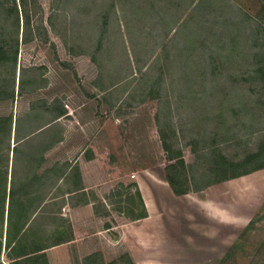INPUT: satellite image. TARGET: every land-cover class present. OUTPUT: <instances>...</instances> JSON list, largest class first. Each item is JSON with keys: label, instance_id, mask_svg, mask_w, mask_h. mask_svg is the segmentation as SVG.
Here are the masks:
<instances>
[{"label": "rangeland", "instance_id": "374dc122", "mask_svg": "<svg viewBox=\"0 0 264 264\" xmlns=\"http://www.w3.org/2000/svg\"><path fill=\"white\" fill-rule=\"evenodd\" d=\"M150 1L28 4L31 35L21 43L20 22L17 61L0 65L1 83L10 82L6 93L14 84L15 94L0 101V117L12 114L10 139L0 134V162L8 160L13 195L18 183L29 189L23 194L52 201L31 214L22 256L6 250L0 264H264V168L213 188L211 201L229 219L226 229L217 223V237L209 244L181 231L176 212L185 208L187 198H164L149 220L150 230L130 223L125 213L126 193L133 197V185L143 177L157 182L175 163L190 179L206 171L212 158L201 154L211 147L226 161L238 160L264 140V88L246 80L256 69L253 54L260 38L251 25H235L243 14L256 13L259 1L221 0L211 13L200 8L183 32L181 21L190 13L186 2L174 8L172 17L138 15L136 10ZM2 18L0 13L2 43L15 45V27ZM127 28L145 38L138 40ZM129 32L133 41L127 39ZM175 32L176 42L192 39L199 52L189 49L192 58L172 57L166 68L167 59L159 53L171 52L175 42L162 49L153 42ZM229 35L238 45L227 57L230 66L224 57L217 59V52L209 56L210 50L198 47L202 43L222 51L219 45L227 46ZM184 62L190 66L182 72ZM159 80L160 88L154 87ZM83 149L85 155L98 153L97 161L72 167V154L77 157ZM69 167L87 171L91 187L72 196L78 207L70 210L62 206L63 184L56 187L54 181ZM117 187L120 200L114 195ZM14 204L7 208L10 219ZM186 249L191 255H185Z\"/></svg>", "mask_w": 264, "mask_h": 264}, {"label": "trees", "instance_id": "16d2710c", "mask_svg": "<svg viewBox=\"0 0 264 264\" xmlns=\"http://www.w3.org/2000/svg\"><path fill=\"white\" fill-rule=\"evenodd\" d=\"M31 1V2H30ZM132 4H134L135 0H132ZM139 3H145V0H136ZM259 1V8L256 10V13H248V14H243L245 18H239V21L235 23V25H240L241 22L245 23L246 25H251L256 32V36L260 38V43L258 47L255 49V53L253 54V58L256 61L255 66L256 69H254V74L249 76L246 80L250 81L252 84H254L256 87L259 88H264V2L262 0ZM37 0H18V3L16 0H0V13H2L4 20L11 21L10 26L15 27V34H16V39H15V45L12 46H7L2 41L5 39L3 35V29L0 28V65L5 63V62H11L13 64L16 63L17 61V49H18V35H19V27H20V22L22 23V39L21 43L26 44L27 38H28V31H30L31 28V13L28 9V4L29 3H36ZM159 2H161V5H159ZM185 2L187 3V8L190 6V8L187 10L190 12L185 19L181 21V27H182V32L184 30V27L188 24H190L192 17L195 14L200 15V8H204L207 10V12H213L215 9L214 7L216 5H220L222 2L221 0H151L149 4L145 7H141L138 10H136L137 14L140 15L143 14V11L146 12L147 14H150L151 16L155 15L156 17L158 15H169L172 17V11L176 7H183L185 5ZM196 2V3H195ZM158 4V5H156ZM133 6V5H132ZM194 8H192V7ZM193 9V10H192ZM199 9V10H198ZM124 14H126L127 9L124 10ZM239 13H241V10H239ZM219 14V12H216V16ZM197 15V16H199ZM225 15V13L220 14V16ZM2 18V19H3ZM158 18V17H157ZM221 18H224L222 16ZM190 19V20H189ZM125 18L123 19L124 22ZM159 20V19H158ZM176 20H172L174 22ZM224 22H227L225 19H223V24ZM176 24V22H175ZM192 24V22H191ZM105 27H103L104 29ZM128 31L132 32L131 34H138L137 32L131 30L130 28H127ZM206 30V27H205ZM257 31H261L257 32ZM127 35V39L133 41V36ZM105 32L100 33L99 39L100 42L103 40V34ZM202 33H205L202 31ZM207 33V32H206ZM222 33H225L222 30ZM142 34V33H141ZM182 34V33H181ZM180 34V35H181ZM193 35V33H191ZM31 35V33H30ZM143 35V34H142ZM224 37L226 34H222ZM138 40L139 39H144V35L141 36L138 34ZM178 33H174L170 38L168 37L167 34L163 36H159L153 43L157 42L159 43V46L162 47L166 45H170L172 42H175L176 47L173 48L171 52H165L162 53L160 52V56H165L167 59V65L166 68L171 65L169 63L170 58L175 57L178 59L179 55L182 56V58H190L191 55L189 54V49H194L198 51L197 45L193 43V40H185V39H179L178 42H176ZM185 37V36H184ZM205 43H207L208 38H204ZM226 42H228V45L226 46L225 44H220V49L222 51H213V46L209 45H203L202 43L198 45V47L203 50V49H208L210 50L211 56L213 52H217V59L220 60L221 58H225L226 65L230 66V62L227 60V57H232L238 50V45L234 43V39L232 36L227 37ZM144 42H149L148 39L144 40ZM140 43V42H138ZM178 46H182L181 48L177 49ZM257 46V45H256ZM98 51L100 48L98 47ZM127 50V49H126ZM199 52V51H198ZM222 52H225L227 55H223ZM201 53V52H200ZM203 54V53H202ZM192 58V57H191ZM223 64V66L225 65ZM183 67H181L182 72H184L187 68H189L188 62H184V64H181ZM215 69V68H214ZM215 73V72H214ZM10 82L5 80L1 83L0 81V101L1 100H6L8 98L13 99L14 98V84H12V89L10 90V93H6L7 89L9 88ZM154 87L160 88V80L159 82H155ZM11 125H12V114L8 115L7 117H0V134L8 137L10 139V133H11ZM264 137V135H263ZM206 150V149H203ZM210 153V154H209ZM209 153H203L201 156L203 158L206 157V155L209 156V158H212V161L208 163V167L206 168V171H199L198 174H194L191 176L189 179L188 176L185 174V172L181 171V167L178 164L172 163L168 165L164 169L165 173V178L167 180V184L169 185L172 193L175 196H183L185 194H188L190 192L196 193V194H201L207 187L219 184L228 180L236 179L248 174H251L259 169L264 168V140L260 143V146L255 152H250L247 155H245L243 158L238 159V160H229L226 161L222 159L218 155V150H216L215 147H211ZM5 166V167H4ZM3 169V170H2ZM8 160L6 161V164L4 165L3 163L1 164L0 162V207L2 210H0V221L3 220L4 218V210H5V197L6 194H8L9 197V208L11 207V201H12V189H13V179H10V182H8ZM9 184V191H7V186ZM134 189V196L131 197L126 193L125 201H127V207L125 208V213L130 218L131 221H138L141 219H144L147 217L146 210L143 205V201L141 199V195L139 193V190L137 186L133 185ZM15 189V186H14ZM114 195L120 200L121 196L123 195L122 189H118ZM136 201V204H135ZM118 203L120 201H117ZM23 219L27 220L28 218V210L27 207L24 208L23 210ZM7 215L10 217V213L8 211ZM108 228V227H107ZM92 257H88L90 259ZM85 264H87L85 260Z\"/></svg>", "mask_w": 264, "mask_h": 264}, {"label": "crops", "instance_id": "0c3cea01", "mask_svg": "<svg viewBox=\"0 0 264 264\" xmlns=\"http://www.w3.org/2000/svg\"><path fill=\"white\" fill-rule=\"evenodd\" d=\"M86 149H83L79 151L77 157L75 158L72 154V167L74 164H76L78 167L81 164H85L84 167H86L89 163H94L97 161V159L93 158L94 156H97L98 153H88L89 155H85ZM72 167H69L68 169H65L66 174L60 175L55 178V186H61L63 184L62 191L64 192V198L65 201L62 204L63 207H67V209L76 208L78 207V204L73 203L72 200L75 194H81V192H86L89 188H91L86 181L87 179V171H83L82 169L76 167L74 170ZM87 168V167H86ZM92 169H95L92 167ZM12 178L11 175L8 173V181ZM243 177V176H242ZM141 183L136 182V186L139 190V193L141 195V199L143 201L144 208L146 210L147 217L138 221H131L130 223H136L139 226H143L144 228H148V230L151 229V224L149 223L150 219L155 215V210L157 207L162 205V202L164 198L171 199L172 202H174L178 198H187L188 202L185 205V208L181 209L179 212H176L177 216L180 217V222L183 224V228L181 229L182 232H185L189 235L196 234L199 237L204 238L208 244L213 242L214 239H216V225L217 223L220 225H223L222 228L226 229L225 226H227V222L229 219V216L227 213H221L218 210H216L217 207H215L213 201H211L212 197V190L215 187L223 185L225 182L215 184L212 186L207 187L201 194H203V197H200V194L196 193H188L183 196H175L169 185L167 184L164 174L159 176L157 182L153 181L151 178H147L146 176L142 178ZM78 183L75 186L70 187L73 183ZM70 183V184H69ZM55 188V187H54ZM62 188V187H61ZM119 188V187H117ZM9 189V184H8ZM7 189V190H8ZM16 191L14 192V195L12 196V201H14V205L16 207V212L12 215V218L7 215V208L9 209V197L8 194H6L5 197V210H4V218L0 221V256L1 254L5 253L7 250L15 249L16 255L22 256L23 254V239L25 234H27V228L28 224L30 223L31 214L36 216L38 214L39 209H41L42 206H44L47 202H51L52 200H41L40 197H38L37 193L31 194L29 197L28 195L23 194V192H28L25 187H18L15 184ZM31 191V190H30ZM34 192V191H32ZM198 195V196H197ZM192 198H189L191 197ZM67 197H71V199H67ZM54 200V199H53ZM85 201V204H87V201ZM88 203H90L88 201ZM30 209L35 208L36 212L33 213L35 210H28V218L27 220L23 219V209L26 207H29ZM33 211V212H31ZM228 216V218H227ZM68 222L72 223V216L67 215ZM204 223L207 224V226L199 228L195 226L189 227V223ZM186 223V224H185ZM248 224V222H247ZM246 224V225H247ZM230 227V225H228ZM201 238V239H202ZM221 244L224 245L226 250L225 242L221 241ZM195 246V245H194ZM187 252L185 255H191L189 254V249H186ZM198 250V249H197ZM223 250V253L226 251ZM196 250L193 251L195 253ZM201 251L200 253H202ZM222 253V250L220 251ZM192 253V255H193ZM207 254L203 253V255ZM195 257H193L194 259Z\"/></svg>", "mask_w": 264, "mask_h": 264}, {"label": "built area", "instance_id": "2783aa9c", "mask_svg": "<svg viewBox=\"0 0 264 264\" xmlns=\"http://www.w3.org/2000/svg\"><path fill=\"white\" fill-rule=\"evenodd\" d=\"M132 177H134V176H132Z\"/></svg>", "mask_w": 264, "mask_h": 264}]
</instances>
